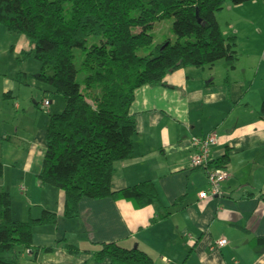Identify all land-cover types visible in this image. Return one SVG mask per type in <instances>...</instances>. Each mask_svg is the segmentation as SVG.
I'll return each mask as SVG.
<instances>
[{"label":"crops","instance_id":"obj_1","mask_svg":"<svg viewBox=\"0 0 264 264\" xmlns=\"http://www.w3.org/2000/svg\"><path fill=\"white\" fill-rule=\"evenodd\" d=\"M258 5L264 12V0ZM248 28L244 25L243 32ZM256 31V36H262L264 26L257 25ZM234 35L240 43L237 33ZM246 42L250 45L245 53L237 47L239 60L233 69L220 62L210 71L178 70L161 85L144 87L134 95L132 113L138 130L134 154L115 165L113 189L150 182L161 199L162 211L155 206L137 208L128 201L84 200L79 219H65L64 193L38 180L49 116L59 113L62 103L55 107L57 99L49 97L44 122L31 119L21 113L14 77L2 76L0 123L4 126L5 119L10 120L9 126L16 132L12 139L1 131L0 146L10 144L15 150L26 149V154L8 164L1 155L0 162L14 166L15 172L4 174L0 190L12 197L13 181L16 186L25 184L21 203L12 197L18 220L37 219L43 211L59 218L56 227L36 231L34 246L56 247L63 239L81 250H87L86 246L93 250L102 243H119L126 249L136 244L155 264H264V251H257V240L264 238V42ZM23 124H31L35 130L28 142L20 138ZM211 133L218 136L221 146L211 148L210 164L221 163L228 180L220 196L200 199L210 185L206 172L191 166L195 152L191 143L193 138L205 139ZM220 240L228 242L222 250L216 248ZM55 253L74 264L91 260V255L70 256L62 247Z\"/></svg>","mask_w":264,"mask_h":264},{"label":"trees","instance_id":"obj_2","mask_svg":"<svg viewBox=\"0 0 264 264\" xmlns=\"http://www.w3.org/2000/svg\"><path fill=\"white\" fill-rule=\"evenodd\" d=\"M252 1L256 0H0V26L33 44V50L23 51V59L36 60L41 71L34 77L65 100L63 112L49 116L38 176L44 186L64 193L65 219H79L84 200L128 201L137 208L155 206L162 211L150 182L113 189L115 165L134 154V95L161 85L178 70L211 69L220 62L235 68L237 38L224 36L216 15L227 5ZM166 19L173 20L177 42L155 48L149 32ZM91 38L98 43L88 46ZM76 50L82 51L79 68ZM142 51L150 53L140 56ZM79 75H84L83 86ZM16 81L25 84V76L20 74ZM211 166L225 169L219 162ZM3 177L0 162V181ZM58 224V216L48 211L37 219H16L11 195L0 190V264H23L27 259L37 264L39 256L54 254L59 247L73 257L91 255L81 264H155L145 252L119 243L98 244L91 251L65 239L56 247L34 246L38 229ZM257 243L258 253L263 252L264 238Z\"/></svg>","mask_w":264,"mask_h":264},{"label":"rangeland","instance_id":"obj_3","mask_svg":"<svg viewBox=\"0 0 264 264\" xmlns=\"http://www.w3.org/2000/svg\"><path fill=\"white\" fill-rule=\"evenodd\" d=\"M261 0L252 1L250 4H244L240 6H234V5H227L225 9L222 12H219L216 17L217 21L222 29V32L225 37L235 36L234 33H237L238 39H240V43L238 44V50L242 53H245L246 46L250 45L246 40H251V44H257L264 42V34L262 36H256L257 35V25L264 26V21H262V18H264V12L259 7L258 3ZM245 20L252 21L251 24H248ZM262 21V22H260ZM244 25L249 26L247 31L244 33ZM172 26H173V20L172 19H166L162 22L157 23L149 32L154 37V45L155 48L157 46H160L161 44H164L165 42L171 41L172 44H175L177 42V38L172 32ZM230 26L235 28V31H231ZM135 34L139 33V31H134ZM231 34L230 36H227ZM98 39L91 38L88 42V46H92L93 44L98 43ZM154 48V47H153ZM23 50L26 52H30L33 50V44H31L30 41L27 40V38L23 36H13L8 34L2 26H0V95H2L3 92V84H4V78L2 76H13L12 79L15 83H17L18 92L15 93V96L18 99V102L22 106L21 113L25 114L26 116H30L31 119H36L40 123L44 122L46 117L42 116L45 112H48L49 108L45 107L43 105V101L52 99H57V102L55 103V107L59 106V102L61 101L62 107L59 110V113L57 115L61 114L63 112V109L65 107V100L56 95L49 86L44 84L43 82L39 81L34 77L35 75H39V71L41 69V65L34 60L33 58H27L26 60L23 59ZM82 51L76 50L74 51V55L76 57V66L79 68L81 63V57H82ZM150 52L142 51L140 52V56H146ZM242 61H247L246 57H243ZM220 65V64H219ZM191 70V69H190ZM206 71H210L208 68ZM216 71V70H215ZM21 72V73H20ZM22 74L25 76V84H21L20 82L16 81L18 74ZM16 79V80H15ZM84 75H79L77 78V81L81 86L84 84ZM50 91V92H49ZM19 93V94H18ZM51 93V94H50ZM50 97V98H49ZM38 104V107L36 110L32 111V107L36 106ZM60 107V106H59ZM40 111V112H37ZM1 109H0V119H1ZM15 114V113H14ZM16 115V114H15ZM39 115V116H37ZM4 126L2 123H0V132L5 130L7 134H10L11 138L13 139L15 134V128H11L9 126L10 120L5 119ZM1 121V120H0ZM37 129V128H36ZM16 132V131H15ZM26 132H29L28 135ZM35 132L33 125L29 124L24 127V124L21 128L20 132V138L24 141L28 142L31 139V134L33 135ZM14 141V140H13ZM26 154V149L24 150H15V147L9 145H5L1 148L0 146V158L1 155L4 156V160L6 164H8L9 161L11 162H17L15 159L21 160L22 157ZM13 158V159H12ZM4 166V174H7L9 176L10 173H13L14 166L6 165L2 163ZM4 178V177H3ZM7 181L10 182L9 177L7 178ZM13 188L11 189L12 197H14L15 202H20L21 197L25 196L22 190L25 188V184H19L16 186V181H13ZM33 183H30L29 185L32 187ZM36 191V190H35ZM33 192V187H32ZM27 197V196H26ZM31 197V195H29ZM28 197V198H29ZM13 201V199H12ZM16 213L20 215L21 213H18L15 209ZM22 218V217H18ZM64 231V230H62ZM71 239V238H70ZM134 244L132 246L133 249H135ZM88 249H87V248ZM85 248L89 251H91V246H86ZM94 248V247H93ZM54 253L53 258L48 257V255L42 254L41 258L39 259V263L37 264H74L69 260L70 258H62L61 254ZM46 256V257H45ZM45 257V258H44ZM48 257V258H47ZM61 257V260H60ZM69 257V256H68ZM33 261V258H31ZM26 262H23V264H32L30 260H25ZM92 264V263H90Z\"/></svg>","mask_w":264,"mask_h":264},{"label":"built area","instance_id":"obj_4","mask_svg":"<svg viewBox=\"0 0 264 264\" xmlns=\"http://www.w3.org/2000/svg\"><path fill=\"white\" fill-rule=\"evenodd\" d=\"M45 107L49 106L47 101H44ZM221 143L216 134L211 133L205 139L193 138L191 147L195 150L191 157V166L193 169L205 171L210 185V189L200 195V199H207L208 197L220 196L221 187L228 180V176L224 169L215 168L210 164V150L211 148H220ZM228 246L226 240H220L216 243V248L222 250Z\"/></svg>","mask_w":264,"mask_h":264},{"label":"water","instance_id":"obj_5","mask_svg":"<svg viewBox=\"0 0 264 264\" xmlns=\"http://www.w3.org/2000/svg\"><path fill=\"white\" fill-rule=\"evenodd\" d=\"M135 249H137V247L135 246Z\"/></svg>","mask_w":264,"mask_h":264}]
</instances>
